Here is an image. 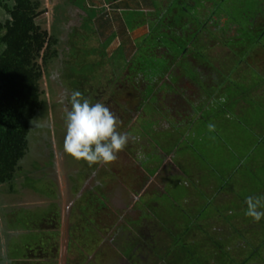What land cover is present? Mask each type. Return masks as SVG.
<instances>
[{"label": "rangeland", "instance_id": "obj_1", "mask_svg": "<svg viewBox=\"0 0 264 264\" xmlns=\"http://www.w3.org/2000/svg\"><path fill=\"white\" fill-rule=\"evenodd\" d=\"M150 1L124 13L150 34L112 57L51 14L44 103L16 179L0 186V264H264V217L245 214L249 197L264 211V0ZM73 91L128 134L114 161L63 151ZM98 180L102 201L88 190Z\"/></svg>", "mask_w": 264, "mask_h": 264}, {"label": "trees", "instance_id": "obj_2", "mask_svg": "<svg viewBox=\"0 0 264 264\" xmlns=\"http://www.w3.org/2000/svg\"><path fill=\"white\" fill-rule=\"evenodd\" d=\"M41 5V0H0L6 14L0 20V184L16 179L30 123L44 103L38 59L44 63L56 54V41L35 21L44 12Z\"/></svg>", "mask_w": 264, "mask_h": 264}, {"label": "clouds", "instance_id": "obj_3", "mask_svg": "<svg viewBox=\"0 0 264 264\" xmlns=\"http://www.w3.org/2000/svg\"><path fill=\"white\" fill-rule=\"evenodd\" d=\"M61 104H65L61 99ZM65 135L63 151L89 166L107 164L117 158L128 142V134L117 131L118 121L102 103H91L73 91L63 108ZM245 214L259 221L264 217L260 198L249 197Z\"/></svg>", "mask_w": 264, "mask_h": 264}, {"label": "crops", "instance_id": "obj_4", "mask_svg": "<svg viewBox=\"0 0 264 264\" xmlns=\"http://www.w3.org/2000/svg\"><path fill=\"white\" fill-rule=\"evenodd\" d=\"M41 2V8L44 9L42 14H46L47 21L46 25H39L47 30L48 34L53 37L56 43H59V38L58 36L55 37L52 33H50L49 27L50 17L53 12L61 17L62 24L64 23L70 27L77 26V29L85 34H88L87 32L91 34L96 33L97 40L99 43L101 42L105 44L104 52H106L110 57H112V54L116 50L121 48L119 44L120 41L126 40L135 43L136 41L143 40L145 36L150 34L147 23H143L136 28H129L124 16V13L127 14V12L133 11L136 6L142 8L143 10L152 9L153 7L150 6L152 5L150 0H41ZM188 2H191V0H188ZM1 16L2 15H0V20L5 19L4 16ZM109 48H111L110 52L108 51ZM53 49L57 51L56 44L53 46ZM110 175L113 174L111 173ZM2 185L3 184H0V186ZM16 191L17 190L14 192ZM43 197L46 203H52L51 197ZM3 207L4 206L1 205V208ZM0 227H3L1 213ZM67 227H65L66 234H68ZM63 229L64 227H62L61 230ZM65 242L67 243V239H65Z\"/></svg>", "mask_w": 264, "mask_h": 264}, {"label": "flooded vegetation", "instance_id": "obj_5", "mask_svg": "<svg viewBox=\"0 0 264 264\" xmlns=\"http://www.w3.org/2000/svg\"><path fill=\"white\" fill-rule=\"evenodd\" d=\"M98 166V165H97ZM97 169V168H96ZM95 169V170H96ZM90 171L92 170V169H89ZM93 171V170H92ZM89 176V177H88ZM88 177V179L86 180V178ZM90 177H92V175H90L89 174V172H86L84 175H83V179L84 180H86L87 182H89V178ZM80 179V178H79ZM99 181V180H98ZM103 183V182H102ZM95 184H97L95 187H96V189H95V187H94V189H88V190H91V193L93 192V193H95L96 194V196H98L99 197V199L101 198V201L104 199V193L103 192H101L100 193V191H98V188L100 187L101 188V182L99 181V184H98V182L97 183H95ZM83 186H85V187H87L86 186V182L84 181V184H83ZM88 188V187H87ZM101 195H102V197H101ZM78 196V195H77ZM100 201V200H99ZM136 201V200H135ZM86 203V202H85ZM73 207H74V205H73ZM70 209V208H69ZM73 209V208H72ZM68 213H70V210H69V212ZM115 214H117V212H114ZM115 217H117V215H115ZM68 215L66 216V225L67 224H69V222H68ZM68 233V232H67ZM69 234V233H68ZM69 236V235H68ZM71 242V240H70V238H68L67 239V245L69 244ZM101 243V242H100ZM99 245V244H98ZM97 245V246H98ZM97 246H95L93 249L95 250L96 248H97ZM99 247V246H98ZM93 260V259H92Z\"/></svg>", "mask_w": 264, "mask_h": 264}]
</instances>
